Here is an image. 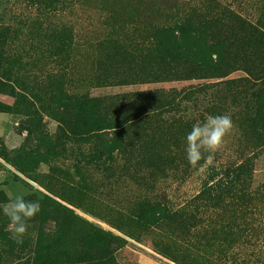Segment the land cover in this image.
Listing matches in <instances>:
<instances>
[{"label": "rangeland", "instance_id": "obj_1", "mask_svg": "<svg viewBox=\"0 0 264 264\" xmlns=\"http://www.w3.org/2000/svg\"><path fill=\"white\" fill-rule=\"evenodd\" d=\"M44 2L0 0L3 68L41 96L36 110L0 112V204L19 192L42 204L22 242L0 214V264H264L253 79L264 0ZM180 28L189 56L152 64L163 33ZM76 96L99 99L109 128L129 126L131 140L76 143L64 107ZM0 104L15 99L0 93ZM210 113L230 114L234 128L211 164L190 165L184 138ZM39 140L34 162L15 167L14 153Z\"/></svg>", "mask_w": 264, "mask_h": 264}, {"label": "trees", "instance_id": "obj_2", "mask_svg": "<svg viewBox=\"0 0 264 264\" xmlns=\"http://www.w3.org/2000/svg\"><path fill=\"white\" fill-rule=\"evenodd\" d=\"M45 4L49 5L47 8L52 9V0H44ZM181 29L180 37L175 35L176 32L172 30L165 31L163 33L164 39L160 45L157 52H152L150 54L151 63L156 65L164 64L172 57L185 58L189 56L190 51L184 46L185 34L184 29ZM262 40V46H264V32L260 33ZM199 40H203V36L199 34ZM4 46L0 45V93L11 96L15 99V105L3 106L0 104V112L2 113H15V111L29 112L31 110H36L38 105H40V97L35 94L33 90H27L24 86H21L14 79V72L7 69L4 70L3 63H8L4 52ZM144 74L147 77L155 75L154 71L147 72L144 70ZM252 77V76H251ZM253 77L255 81V93L257 99L264 105V70H261L258 76ZM169 97V96H168ZM100 100L96 98H87L86 96L73 97L69 102L65 101L64 107L69 105V108L73 110V116L75 121V126L73 136L76 143L79 144H90L93 146H119L127 144L131 140L132 136L130 134V127L123 126L122 130H113L109 128V121L105 116H101V108L99 107ZM17 107V108H16ZM22 108V110H21ZM264 108V107H263ZM137 126V125H136ZM111 133V134H110ZM111 136V137H110ZM39 146L35 149L24 148L21 152L14 153L16 155L12 164L24 171L25 165L22 162H34L32 160L33 154L40 150L42 146V141L39 140ZM33 149V150H32ZM106 150V147H105ZM33 153V154H31ZM149 214L153 215L158 213L157 207H150Z\"/></svg>", "mask_w": 264, "mask_h": 264}, {"label": "clouds", "instance_id": "obj_3", "mask_svg": "<svg viewBox=\"0 0 264 264\" xmlns=\"http://www.w3.org/2000/svg\"><path fill=\"white\" fill-rule=\"evenodd\" d=\"M234 128V121L230 114H207L202 120L191 124L184 138V152L190 165H197L201 160L211 164L213 156L226 143ZM29 194L19 192L7 203L0 204V214L7 217L12 229V236L22 242L30 224L41 211L39 199H28Z\"/></svg>", "mask_w": 264, "mask_h": 264}]
</instances>
